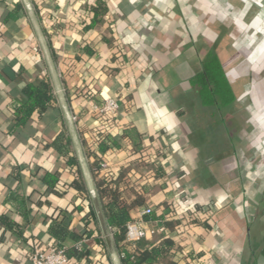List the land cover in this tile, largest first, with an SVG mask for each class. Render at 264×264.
<instances>
[{
    "label": "crops",
    "instance_id": "1",
    "mask_svg": "<svg viewBox=\"0 0 264 264\" xmlns=\"http://www.w3.org/2000/svg\"><path fill=\"white\" fill-rule=\"evenodd\" d=\"M214 48L235 92L221 109L189 82ZM41 80L55 107L12 131L22 88ZM110 97L121 99L114 130L123 136L105 154L108 168L146 198L131 220L146 206L181 219L193 211L198 221L171 234L186 254L176 264H264V0H0V217L17 225L0 223V264H30L62 219L76 237L62 247L84 252L67 264H114L94 209L96 223L85 225L88 206L76 208L79 182L45 148L57 134L69 140L92 206L83 142L94 106ZM55 169L52 190L42 176Z\"/></svg>",
    "mask_w": 264,
    "mask_h": 264
},
{
    "label": "trees",
    "instance_id": "2",
    "mask_svg": "<svg viewBox=\"0 0 264 264\" xmlns=\"http://www.w3.org/2000/svg\"><path fill=\"white\" fill-rule=\"evenodd\" d=\"M201 64V72L194 75L189 81L196 89L201 103L206 106H215L217 109L229 106L235 98L234 87L229 77L225 74L216 48L201 56ZM22 95L23 100L15 105L12 110V131L21 129L27 123H32L34 115L40 117L47 109L55 107L56 104L52 87L47 80L25 84L22 88ZM89 96L91 97V94ZM108 119L97 116L96 126L87 131L89 135L83 143L89 157L95 189L110 233L112 234L120 263L176 264L182 258V255H180L181 246L175 241L173 236L162 235L156 242L140 239L135 245L124 240L126 224L131 220L129 211L135 207L144 205L146 198L141 189H135L133 186L121 189L119 187V176L114 175L110 169H101L99 165L100 161H107L105 154L110 149L117 148L114 137L116 135L123 136V133L119 130L115 131L111 127L113 121L112 119ZM50 147L64 157L66 165L74 174L75 180L79 182L80 188L84 191L83 200L76 206L79 212L83 210L84 204L88 206L87 214L85 213L82 217L83 223L86 225L90 222V217L96 223L93 208L86 194L77 161L69 149V140L57 134L51 140L45 141V148ZM159 169L158 167L157 170ZM42 181L47 187L55 190L59 182L58 170L46 171L42 176ZM12 197L22 205L24 204L19 194H15ZM84 199L87 200V203H83ZM187 212L182 215V219H185L186 224L198 221L196 216H191L192 213L194 214L193 211L188 212V215ZM202 214L203 216L208 215L209 210L205 209V211H202ZM174 215L165 216L164 214H156L154 211L144 218L148 220L160 219L168 229L172 230L175 229L181 219L175 218ZM62 220L60 222L51 221L47 226V231L53 238L52 244H55L54 246L56 247H62L63 242L68 238H76L63 224ZM0 223L9 229L17 231L16 223L6 216L0 217ZM66 254L68 258H78L84 255V252L79 251L76 247H71L66 250Z\"/></svg>",
    "mask_w": 264,
    "mask_h": 264
},
{
    "label": "built area",
    "instance_id": "3",
    "mask_svg": "<svg viewBox=\"0 0 264 264\" xmlns=\"http://www.w3.org/2000/svg\"><path fill=\"white\" fill-rule=\"evenodd\" d=\"M121 99L120 98H106L101 105L94 106V115L95 117L100 116L102 118L112 119L111 127L115 129L118 125V113L120 108ZM73 119L75 117L73 116ZM108 119V120H109ZM101 169H109L107 161H100L99 163ZM162 213V209H155L151 206L143 207L139 210V218L130 220L126 224V230L124 235V240L132 245H135L137 241L140 239H145L148 235H152L153 233H160L161 235H169L173 233V231L178 233H183L188 225L186 224L185 219H181V222L175 227V229H168L162 220L157 221L156 227H148L147 223L150 221L144 220L146 215H150L152 212ZM80 248V247H78ZM186 257L184 251L181 250ZM68 257L66 254L65 247H56L54 245H50L48 247L39 248L36 247L32 250L30 254V264H67Z\"/></svg>",
    "mask_w": 264,
    "mask_h": 264
},
{
    "label": "water",
    "instance_id": "4",
    "mask_svg": "<svg viewBox=\"0 0 264 264\" xmlns=\"http://www.w3.org/2000/svg\"><path fill=\"white\" fill-rule=\"evenodd\" d=\"M88 192H89V197L91 199V203H92L96 218L101 228V232H102L106 247L109 253L112 255L114 264H121L119 257L117 256L116 248L114 246L113 239L110 233V229L106 222V218L104 216V212L102 210V206L98 198L96 189L93 186H90Z\"/></svg>",
    "mask_w": 264,
    "mask_h": 264
}]
</instances>
